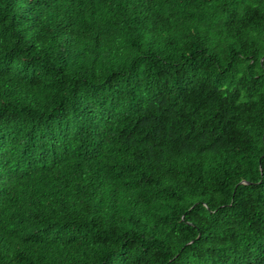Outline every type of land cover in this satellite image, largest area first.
<instances>
[{
  "label": "trees",
  "instance_id": "1",
  "mask_svg": "<svg viewBox=\"0 0 264 264\" xmlns=\"http://www.w3.org/2000/svg\"><path fill=\"white\" fill-rule=\"evenodd\" d=\"M244 3L0 0V264H264Z\"/></svg>",
  "mask_w": 264,
  "mask_h": 264
},
{
  "label": "snow or ice",
  "instance_id": "2",
  "mask_svg": "<svg viewBox=\"0 0 264 264\" xmlns=\"http://www.w3.org/2000/svg\"><path fill=\"white\" fill-rule=\"evenodd\" d=\"M250 4H252V0H246V3H244L243 7H244V8H247L248 5H250ZM252 6H253V7H256V5H254V4H252ZM260 7H261V8H264V4L260 5ZM250 15H251V13H249V16H250ZM243 18H244V16H243V14H241V19H243ZM243 103L247 104L248 101L245 100V101H243Z\"/></svg>",
  "mask_w": 264,
  "mask_h": 264
}]
</instances>
